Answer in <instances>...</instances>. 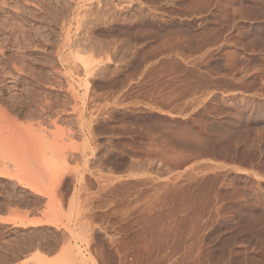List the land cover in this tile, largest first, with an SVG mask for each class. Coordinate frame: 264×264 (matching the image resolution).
I'll use <instances>...</instances> for the list:
<instances>
[{
  "label": "rangeland",
  "instance_id": "rangeland-1",
  "mask_svg": "<svg viewBox=\"0 0 264 264\" xmlns=\"http://www.w3.org/2000/svg\"><path fill=\"white\" fill-rule=\"evenodd\" d=\"M0 264H264V0H0Z\"/></svg>",
  "mask_w": 264,
  "mask_h": 264
}]
</instances>
